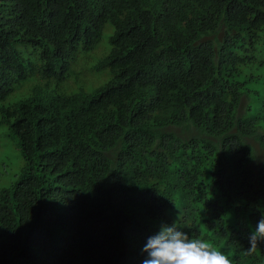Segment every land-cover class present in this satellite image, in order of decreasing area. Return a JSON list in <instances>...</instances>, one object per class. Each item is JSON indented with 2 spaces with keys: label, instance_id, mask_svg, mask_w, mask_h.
<instances>
[{
  "label": "trees",
  "instance_id": "1",
  "mask_svg": "<svg viewBox=\"0 0 264 264\" xmlns=\"http://www.w3.org/2000/svg\"><path fill=\"white\" fill-rule=\"evenodd\" d=\"M0 121V264H142L174 223L264 264V0H0Z\"/></svg>",
  "mask_w": 264,
  "mask_h": 264
},
{
  "label": "clouds",
  "instance_id": "2",
  "mask_svg": "<svg viewBox=\"0 0 264 264\" xmlns=\"http://www.w3.org/2000/svg\"><path fill=\"white\" fill-rule=\"evenodd\" d=\"M247 254L257 251L264 243V218L248 236ZM142 251L146 258L142 264H233L228 254L222 252L207 239L192 238L174 223L163 225L160 231L148 238Z\"/></svg>",
  "mask_w": 264,
  "mask_h": 264
},
{
  "label": "rangeland",
  "instance_id": "3",
  "mask_svg": "<svg viewBox=\"0 0 264 264\" xmlns=\"http://www.w3.org/2000/svg\"><path fill=\"white\" fill-rule=\"evenodd\" d=\"M106 39L104 36L103 42ZM23 166L24 161L18 146L9 136L7 126L0 121V189L13 183Z\"/></svg>",
  "mask_w": 264,
  "mask_h": 264
}]
</instances>
